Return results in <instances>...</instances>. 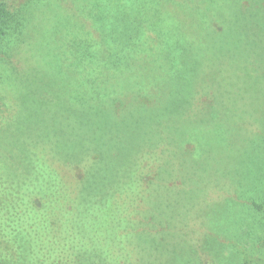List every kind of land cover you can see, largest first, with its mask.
Returning <instances> with one entry per match:
<instances>
[{
  "label": "rangeland",
  "instance_id": "obj_1",
  "mask_svg": "<svg viewBox=\"0 0 264 264\" xmlns=\"http://www.w3.org/2000/svg\"><path fill=\"white\" fill-rule=\"evenodd\" d=\"M5 2L11 19L0 39V215L21 224L32 199L51 203L48 190L57 177L49 159L40 168L38 156L46 150L50 161L67 156L69 135L79 143L91 133L73 116L74 82L119 77L118 117L138 111L143 122L131 127L130 137L126 123H112L103 154L117 144L110 169L133 175L137 142H144L141 153L156 173L147 198L170 204L156 218L181 219L193 228L187 239L192 236L195 246L172 264H257L246 263L244 254L264 258V213L251 205L264 200V73L249 71L239 48L253 45L249 35L264 10L234 0ZM155 45L165 56L152 55ZM249 60L250 68L257 58ZM86 84L78 82V90ZM140 94L157 101L143 106L136 101ZM115 100L110 95L100 103L109 110ZM51 126L63 129L54 137L57 153L46 142ZM112 181L100 184L109 189ZM12 253L17 260L9 264H20L15 245Z\"/></svg>",
  "mask_w": 264,
  "mask_h": 264
},
{
  "label": "trees",
  "instance_id": "obj_2",
  "mask_svg": "<svg viewBox=\"0 0 264 264\" xmlns=\"http://www.w3.org/2000/svg\"><path fill=\"white\" fill-rule=\"evenodd\" d=\"M234 1L242 8L248 4L250 10H264V0ZM10 19L11 11L7 3L0 0V39L10 26ZM256 25V30L249 35L254 43L252 46L239 47L240 57L249 71L262 74L264 68L260 67L259 61L264 64V20H259ZM154 53L157 59L165 56V50L158 45L152 48L153 56ZM251 55H255L257 60L252 61V67L249 68ZM118 79L97 74L74 82L77 85L69 94L74 103L73 116L80 121L79 124H87L91 133L79 143L70 141L69 135L65 144L67 148L71 147V151L67 156L60 157L57 154V159L52 157L50 161L48 150L45 156H38L40 168L42 160L49 159V167H52V173L57 177L52 183V189L48 190L51 197L48 201L51 203H40L38 199H32L25 205V217L21 224L11 217L0 215V264L17 260L12 253L14 245L20 264H172L181 258L183 250L195 246L192 236L187 239L192 233L191 223L185 224L181 219L172 223L166 218H156L165 216L170 204L159 205L149 202L147 198V187L155 179L156 173L152 172L154 165L151 160L148 161L144 158L145 154L141 153L144 142H137L139 170L133 175L126 170L119 172L110 169L117 144L115 149H109L103 154L105 143L102 138L112 135V123H126L125 135L130 137L131 127L141 120L138 111H135L137 115L128 112L125 117H118L122 104L115 90ZM78 82L81 86H85L86 82L88 84L83 93L78 90ZM110 95L117 100L106 110L101 106L100 99ZM148 98L149 95L140 94L136 101L142 102L143 106L157 101ZM126 99L133 100V96L127 95ZM154 111L161 109L151 112ZM97 118L98 122L90 123ZM148 118L151 119L150 114ZM56 129L57 126L55 129L51 126L46 137L47 144L53 150H56L53 141L60 142L54 137L63 131L61 129L56 132ZM42 146L47 149L44 144ZM30 148L32 152L35 151L33 147ZM108 180H113L109 189L100 184ZM87 185L91 188L87 189ZM251 205L255 211L264 213V200H253ZM179 206H175V211ZM20 229L24 232L21 237V233H17ZM16 237H20L19 240H15ZM24 249L26 252L22 255ZM244 260L246 263H264V258L246 254Z\"/></svg>",
  "mask_w": 264,
  "mask_h": 264
}]
</instances>
